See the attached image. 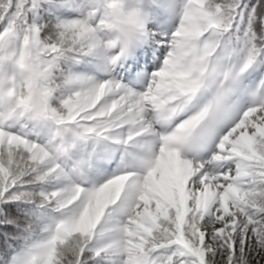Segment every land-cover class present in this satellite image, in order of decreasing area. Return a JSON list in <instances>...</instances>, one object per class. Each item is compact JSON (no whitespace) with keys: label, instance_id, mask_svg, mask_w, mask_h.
<instances>
[{"label":"snow or ice","instance_id":"obj_1","mask_svg":"<svg viewBox=\"0 0 264 264\" xmlns=\"http://www.w3.org/2000/svg\"><path fill=\"white\" fill-rule=\"evenodd\" d=\"M0 264H264V0H0Z\"/></svg>","mask_w":264,"mask_h":264}]
</instances>
